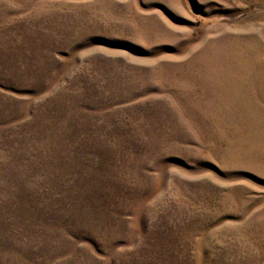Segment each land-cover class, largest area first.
<instances>
[{"label":"rangeland","instance_id":"374dc122","mask_svg":"<svg viewBox=\"0 0 264 264\" xmlns=\"http://www.w3.org/2000/svg\"><path fill=\"white\" fill-rule=\"evenodd\" d=\"M0 264H264V0H0Z\"/></svg>","mask_w":264,"mask_h":264}]
</instances>
